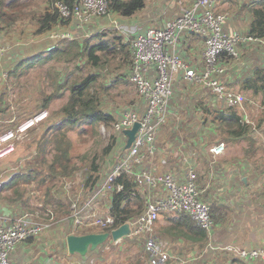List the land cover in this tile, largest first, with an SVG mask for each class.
Returning <instances> with one entry per match:
<instances>
[{
	"label": "trees",
	"instance_id": "1",
	"mask_svg": "<svg viewBox=\"0 0 264 264\" xmlns=\"http://www.w3.org/2000/svg\"><path fill=\"white\" fill-rule=\"evenodd\" d=\"M57 1L65 5L69 10H72L76 3V0H37V2H33L32 0H0V30H8L13 28L19 21L29 20L35 21L37 24L35 34L41 36L55 26L67 25L70 23L71 18H62L61 14L54 7ZM147 1L108 0L109 12L120 17H130L142 11L147 5ZM28 4L35 5L36 7L32 6V8H27ZM40 5L41 8H39ZM234 7L236 9L232 8L231 10L235 11L236 14L240 13V10L250 14L251 22L244 35L264 39V0H244L241 4V8L243 9H239L237 6ZM86 33H89L88 37L79 34L75 39L65 43L52 41L57 43H54L44 51L29 55L28 60L30 59L32 62L26 64L19 62L21 64L18 63L12 72L9 73V76L18 79L23 72L28 73L34 69L36 64H38L37 67L44 68L49 61L67 62L71 66H65L62 73H58L57 71L53 72L50 67L46 66L47 68L44 71L45 77L48 79V85L53 90L42 97L37 113L48 108L51 101L62 98L66 91H68V98L57 110L48 113L47 118L43 122L44 131L32 135L33 142L35 143V162H30V167L27 170H24L26 168L20 169L18 172L16 171L12 174L7 181L0 183V197L6 198L11 203H18L20 210L23 212L27 209L28 198L25 199L27 190L25 191V188L22 189V187H26L27 189V187L34 185L32 183L33 181H36L37 187L39 188L41 187L38 183L39 181L42 182L46 178H54L60 182L59 187H57L59 183L44 186L43 200L47 207V212L58 213L60 216L69 213V204L67 205L66 198H63L66 192L62 187L63 181H70L73 175L81 169L83 170L81 188H93L101 180V165L106 157L110 156L115 147V137L113 135L109 139H106L102 138L99 132L101 125L111 129L116 122L114 113L110 109L103 108L105 104L103 95L110 87H115L122 82H129V70L132 63L131 48L117 32H111L105 35L100 32V28L96 24H93L92 29L87 28ZM190 34L195 36L193 38L198 42H202L203 45V40L199 35ZM237 60L236 58L223 54L220 56L219 62L229 68V65ZM84 68L87 69L86 73H83ZM107 73H110L113 77L110 83L105 84L104 81L106 80ZM222 83L226 86L224 82ZM240 89L249 92L251 99L259 98L260 106L264 109V68H257L251 75L244 78L241 81ZM3 91L5 92L0 96V114L6 115L8 114L9 105L5 100L7 93L9 94L10 91L9 85L6 82ZM41 94H43V90ZM190 96L188 94L182 98H187L191 102ZM182 98L181 101L187 102ZM204 100L208 102L206 104L208 107L215 105L213 101L217 102L220 106L214 109L204 108V112L202 111L204 118H202L201 125L203 127L210 126L208 128L209 132L217 138L216 141L214 140L215 144L220 143V141L234 143L240 140L254 138L249 146L253 147L255 145L257 138L251 137L253 133L252 125L242 123V117L238 111L227 107L224 101L218 100L217 96L210 92V89H207V92H202L201 98L197 100L196 107L199 106L198 108H200L202 104H205ZM173 101L175 104L176 99ZM244 103L245 101L243 105ZM32 112V110H29L28 116L26 117L30 118L37 114L36 112ZM6 120H0L5 123L0 122V132L11 127L14 128L21 122L18 121L15 124L13 122H6ZM261 120L263 118L258 120L257 124ZM63 129L76 131L82 142H88L91 139L93 150L99 148L102 142L103 145L95 150L92 156L85 154L83 156V164L79 166L68 155L71 145L67 139L64 142L63 137L60 138V142L62 144L65 143L66 147L57 148V155L48 159L46 155L49 152V143L53 142V146L55 147L58 138L61 135H65ZM200 138L202 142L197 140L194 143L195 147H193V150L187 152V154L181 152L178 155V159L186 165V168H194L197 171L203 170V167L193 159L197 157L198 162L205 165L207 158L204 156V148L210 144L208 139L205 138L204 133H202ZM175 139L178 140V137ZM203 139L207 141H203ZM182 150L184 151V149ZM251 151L252 149L246 150L247 153ZM203 159L206 160L205 163ZM210 167H215L218 171L221 169V163H213ZM38 176L42 178L37 180ZM116 185L121 186V189L117 190ZM3 191H10L11 195L5 194L2 196L1 193ZM207 197L208 193L206 192L202 198L207 200ZM143 203L142 195L138 192V185L134 178L126 175L116 178L113 189L110 192L109 206L110 214L115 219V226L122 225L135 218L142 211ZM54 207H57L58 210L53 209ZM220 211V206L216 203L212 204L211 215L215 222L221 217ZM169 220L170 224L161 228V232L164 235H171L173 239H189L198 245V249L203 248L208 238L207 233L188 215L176 213L175 217H171ZM85 233L94 232L78 231L75 234ZM34 238L29 237L24 241L32 242ZM52 244L56 246L57 243L54 241ZM102 245L94 252H100L99 249ZM202 256L204 255L200 257ZM135 261L134 264H145L143 259L140 260L138 258ZM229 264L248 263L230 257Z\"/></svg>",
	"mask_w": 264,
	"mask_h": 264
},
{
	"label": "built area",
	"instance_id": "2",
	"mask_svg": "<svg viewBox=\"0 0 264 264\" xmlns=\"http://www.w3.org/2000/svg\"><path fill=\"white\" fill-rule=\"evenodd\" d=\"M189 6L178 16L169 20L163 27L150 26L142 32H135L130 38L123 37L127 34L124 26L114 24L119 35L129 44L132 52V63L129 70V81L134 85L136 93L146 103V110L142 117L134 112H125L124 116L116 121L111 129L105 127L109 137L113 134H121L138 123L139 129L129 149L124 152L109 168L104 183L92 196L85 198L80 207V196H73L71 217L73 225L70 234H75L78 228L85 223L86 227L100 226L107 228L112 226L113 218L110 216L97 217L94 202L97 196L102 197L105 192L113 189L116 178L122 175L133 176L136 182L144 181L146 185L154 189H163L162 195L153 200L146 201L145 209L134 219L127 221L131 229L130 236L143 240L141 257L147 264H166L171 260V255L163 247L161 238L156 234L155 223L162 212L184 213L196 224L207 232H211L214 222L211 215L210 204L202 198L204 188L197 186V173L194 168H187L184 181H180L173 173L154 174L151 171L137 172L136 168L146 156H153L156 150V139L161 127L165 123L168 106L173 96L174 80L177 74L183 73L186 82L201 85L203 88L212 89L218 100L224 101L226 106L238 111L242 117L241 122L247 123L243 116L244 98L241 93L227 89L221 83L220 77L226 72V66L219 62L221 55L239 59L241 49L248 43H257L264 47V39L226 31L227 16L214 11L216 0H189ZM55 9L62 18H71V26L84 33V27L95 17L109 13L108 0H76L72 10L57 1ZM114 31V30H113ZM185 33L199 35L203 40L202 63L200 71L192 68L180 57L176 46L180 36ZM88 37V34H83ZM52 37L71 41L68 32L52 35ZM62 41L63 40H52ZM5 46H0V53ZM205 84V86L203 85ZM46 111H40L35 116L25 118L11 130L0 132V159L7 156L14 149V141L22 137L30 128L47 118ZM144 151V153H143ZM224 144H214L209 148L213 157L223 154ZM112 154L109 156L111 157ZM106 164L109 161L105 162ZM101 165V174L106 165ZM120 190L121 186L116 185ZM63 189L68 192L69 186L64 182ZM82 189V188H81ZM37 191V190H36ZM204 191V192H203ZM203 192V193H202ZM34 195V192L31 193ZM110 194H108V198ZM42 194L36 203L37 209L43 207ZM48 214V216H47ZM55 213L46 212L45 221L38 222L32 214L17 216L0 214V264H11V253L15 245L29 237H37L42 232L50 230ZM65 219V218H64ZM48 220V223H47ZM70 222V220H62ZM71 223V222H70ZM119 241H111L117 244ZM107 243V242H106ZM109 243V242H108ZM208 244H206L207 246ZM212 249L216 247L211 246ZM217 250L238 256L243 262H258L264 264V246L251 248H239L231 244L220 246ZM205 252V250H204ZM202 254H199L201 256Z\"/></svg>",
	"mask_w": 264,
	"mask_h": 264
},
{
	"label": "crops",
	"instance_id": "3",
	"mask_svg": "<svg viewBox=\"0 0 264 264\" xmlns=\"http://www.w3.org/2000/svg\"><path fill=\"white\" fill-rule=\"evenodd\" d=\"M243 2L244 0H217L214 3L217 5L216 6L214 5V6H215V10L218 12V11H224V9H222L221 7L222 4H227L229 6L226 9L230 11L232 9V6H237L239 9H243L241 8V4ZM31 4H28L27 8H30L32 6L36 7L35 5H31ZM189 4H190L189 0H151L150 4L146 6L142 11L136 14H133L130 17H121V18L136 20L141 25V28H140L141 30L137 32H142L150 26L163 27L169 20L180 15L184 11V9L189 6ZM39 8H41V5L39 6ZM240 13H237V14L233 13L230 17L231 19H229V22L233 23L238 18L242 19L243 21L247 20L246 25H244L243 32L239 31L245 34L251 22L250 14L246 13V11H241V10H240ZM134 16H138V17L133 18ZM237 16L239 17L235 18ZM118 17L119 15H116L113 20L116 21ZM95 22L97 24L99 23L102 24L101 21H99V19L95 20ZM116 23H113V24H116ZM19 24L22 27H24V29L21 32L16 33V27ZM36 27H37V24L35 23V21L23 20V21H19L18 23H16V25L13 28H10L8 30H0V46L6 47V49H4V52L0 54V67L1 65H3L4 68L7 69L8 76H9V73L12 72V70L14 69L13 67L20 62V57L26 55L25 53H27L28 55L30 54L32 55V54L37 53L41 49L46 50L47 32L41 36H37L35 34ZM225 27H226V31H230L229 29H227V21H226ZM53 28H51V30ZM193 37L195 36L191 35L190 33H185L182 36H180L177 46H176V50L178 54L180 55V57L185 59L187 64H189L192 68H195L197 71H200L202 67L201 65L199 66L197 63H199V55L202 52L203 45H202V42L196 41ZM41 51H44V50H41ZM240 55L242 56L241 60L238 59V61L229 65V68H227L223 76L220 77L221 78L220 81L224 82L228 88L237 89L236 92H240V93L245 92V93L250 94L249 92L241 90L240 84H241V81L244 78L251 75L255 69L264 68V47H262V45L257 44V43H248L241 49ZM177 79H180L183 83L194 84L192 82H186L183 79V73L177 74L175 81H177ZM3 80L1 81L0 79V96L4 92L3 90L5 86V79ZM188 94L191 95L190 96L191 102L194 100H196V102L193 104L190 102L191 104L189 107L187 106L188 102H185L184 105L181 102H176V103H181L182 105V114H181L180 120L176 122L177 123L176 126H178V131L176 130H171V132L165 131L163 135L161 136V138H159L160 137V131H159L156 142H155L156 150L154 152V155L146 156L143 159L142 163L136 168L137 172L151 171L154 174H160V175L164 174L165 172H171L180 181H184L185 172L187 168H186V165L180 159H178V155L181 152H185L187 154V152L193 150V147H195L194 143H196L197 140L202 142L200 140L202 133H204L205 138L207 139L212 136V134L208 130L210 126L201 127V129H199V132L197 131L199 125L201 126L202 118H204V113L202 117L199 114V110L202 109L201 110V113H202V111L204 112V108L214 109L216 107H220L215 101H213L215 105H212V107H208L206 105L208 104L206 100H204L205 104H202L200 108H198L199 106L196 107L197 100H199L202 96V92L197 90L196 87H190V88H186V90H183L182 92L183 96H186ZM176 106H178V104ZM184 107L187 108V110H183ZM119 110L120 109H117L116 114H114L116 121L121 119L124 116L125 112H129V111L136 113L139 117H142L146 110V103L139 98L135 103H133L131 107L124 108L120 111ZM111 111L113 113L115 112L113 109ZM0 116H3V115L0 114ZM243 116L249 119L246 110H244ZM0 120H1V117H0ZM7 121L14 122L12 121V118H8L6 122ZM194 122H196V124H194ZM113 137H115V147L113 148V151L111 154L113 157L112 161L114 162L129 148L128 149L125 148L127 138L123 134V131L121 134H113ZM176 137H178V140L175 139ZM185 141L187 145L186 144L184 145ZM182 149H184V151ZM204 156L207 158V162L205 159H203L204 163L206 162L205 165H203L202 163H199L197 157H195L193 160L197 162V164H200L203 168L207 170L208 172L206 175L207 177L210 174L214 176L213 179H211L212 176L210 178L211 184L207 190L208 197L206 201L210 204L211 207H212V204H215V203L218 206H220L221 217L217 222H215L212 216L214 227L211 232L206 231L208 238L203 248L199 252V254L204 255L202 256L203 258H200V257L187 258L189 256L185 255V253L182 251L181 246L177 248L178 253L177 252L174 253L173 250L175 249H173L174 248L173 244L175 245L183 244V247L187 246L191 248H195V247L197 248L198 245L189 239L187 240L183 238L173 239L171 235L169 236L167 234L164 235V233L161 232V228L169 225L170 224L169 219L171 217H175L176 213H173V212L160 213L158 220L155 223V231H156V234L161 238V240L165 244L164 246L165 250L166 248H168L167 251L171 255V260L169 261L170 264H205V263L221 264L220 262L215 263L217 261H215L214 258H216L218 253L225 256V261L222 262L223 264H229L230 257L240 259L236 255H232V254L227 255L226 252L216 249L217 247L227 245V244H224L226 242H224L222 239L217 240L218 235L220 234L222 235L221 231H224L223 233H227L228 235L231 236V239H232L231 245L235 247H239V248L240 246L244 245V244H241L242 236H240L239 234L241 233V228H240L241 225L239 224L242 221L243 214H246V213L252 214L250 212H245L244 210H248L249 208H252L253 206H255L256 202H260L264 200V195H262L261 198L251 196L252 194L250 192V187L248 186V184H244L241 187H238L240 185L234 182L233 175L237 177L241 175H245V174H242L243 169H246L247 166H249V164H246V166L244 164L243 168H234L224 163L225 165H221V169L217 171L215 167L214 168L210 167L213 161L209 153V147H208V152L206 150V147L204 148ZM9 177L10 176L4 177L0 183L7 181ZM129 177L133 178V176H129ZM203 179L206 181L205 177H203ZM102 180H103V176L101 177V180L98 182L96 186H94L91 189H85L86 190V194L84 195L85 198H87L88 196H92V194L97 189L100 188V187L99 188L97 187L100 185ZM198 182L201 187L204 186L203 181L200 178ZM136 183L138 185V192L142 195V199L144 201L142 211H144L145 209L146 201L157 199L163 194L162 193L163 189L150 188L146 185L144 181L136 182ZM256 184H257L256 181H254V184H251V186H255ZM63 185L64 183L62 184V187ZM68 192H65V193H68ZM5 193L6 192L3 191L1 195H4ZM109 194H110V190H109ZM73 196L74 195L72 196L63 195V198H66V204L67 205L69 204L70 211L69 213L64 214L60 217L63 219L65 218L64 220H67V218H69L71 220V223L62 221V224L66 227V229H63V231L60 233V238L62 240L63 238H65L66 235L71 233V230L69 231L68 228L70 227L72 229V225H73V219L71 217V212H72L71 206L73 203V198H72ZM42 197H43V194H42ZM101 198L102 197L100 196L96 197V200L94 202V207H96V205L99 206V201L101 200ZM30 199L31 197L29 194V201ZM42 201L44 205V200L42 199ZM105 204L106 206L104 207V211H101L98 208L97 210H100V212L99 211L96 212L95 210L93 213L97 217H104L107 215L110 216L111 218H113V224L112 226H109L107 228H102L100 226H97L98 227V230L96 231L97 233H102V232L110 233L112 230L121 226V225H118V226L114 225L115 219L110 214V211H109L110 197L108 198V201H106ZM142 211L137 216H139L142 213ZM18 212H23L20 210V206L18 205V203H11L6 198L0 197V214L1 215L17 216ZM253 213L256 214V212H253ZM65 223H67V225H65ZM54 227H57V226H54ZM219 227H224L226 229L221 230ZM85 228L86 226H85V223L83 222V224L80 226V228H78V230L86 231ZM56 230L58 229L54 228L52 232H55V233H53V235H50L49 236L50 238L48 237V239L44 241L46 243V246L40 243L41 240H43L42 238H44V235L35 237L32 242H28V243L30 245L35 243L33 248H35V246L37 245H40L41 249L35 250V253L41 254L46 249L47 245H50L52 244V242L56 241L57 243L56 246H58V249H59L58 252L62 251V253L64 254L63 256L66 259V264H75V259H74L75 255H71L70 258L66 257V255H69V253L67 251L65 243L63 242L64 240L62 241L60 238H58L59 230L58 231ZM132 238L133 237H128V238L125 237L121 239L119 243L133 242L136 245L137 249L140 248L142 250L143 240L141 238L137 240L136 239L134 240V238L133 239ZM111 241L112 240H108L109 243ZM222 241L224 243H222ZM206 244L208 245L206 246ZM211 246L216 247V248L212 249ZM250 246L252 247V244H250ZM20 247H21L20 250H22L21 254L17 253V250L12 253V256H11L12 264H47V261H48L47 257H42V256L37 255L36 257L32 256V260H30V254L28 252V250L30 249L23 248L22 244L19 243V247H17V249H19ZM194 253H195L194 251L189 252V254H192V256L190 257H193ZM76 256H78L79 258L76 264H82V263L85 264V262H83V257H80L79 255H76ZM139 259L142 260L143 258L139 256ZM52 260L53 259H49V262H51ZM240 260L243 261L242 259ZM53 264H57V263H53ZM248 264H260V263L252 262Z\"/></svg>",
	"mask_w": 264,
	"mask_h": 264
},
{
	"label": "rangeland",
	"instance_id": "4",
	"mask_svg": "<svg viewBox=\"0 0 264 264\" xmlns=\"http://www.w3.org/2000/svg\"><path fill=\"white\" fill-rule=\"evenodd\" d=\"M32 1L37 2V0H32ZM150 1L151 0L147 1L146 6H148L150 4ZM216 5L217 4H215V6ZM215 6H214V11L217 12L215 10ZM228 6L229 5H227V4H222L221 7H222V9H224V11H218L219 13L225 14L224 16H227L226 17L227 18V29H229L230 31L233 30V32H237L238 34L239 33L243 34L241 32H243L244 25H246L247 20L243 21L242 19L238 18L233 23H230L229 19H231L230 17L233 13H235V11H232V10L228 11V9H226ZM217 7H219V6H217ZM232 8H235V7L232 6ZM115 16L116 15H114L113 13L107 12L106 15H104V16L93 18L84 27V33H82L81 30L74 31V29H77L76 25L71 26L70 24H67L65 26L59 25L57 27H54L55 29L53 28L50 32H47V49H48V47L52 46L54 43H57V42H52V40H63L64 43L69 42L66 39H60V38L52 37V35L60 34L62 32H68L69 34H71L72 37H77L79 34H81L82 36H83V34L89 35V33H86V29L87 28L92 29L93 24H97L95 22V20H98V19L102 23V24H100V23L97 24L100 28V32H102L105 35H108L111 32H117L115 29H112L113 25H114L113 23H116V22L118 25L124 26L125 29L127 30V34L123 36L126 38H130V35H133L135 32L141 30L140 29L141 25L136 20L121 18L119 16L117 18V20L115 21V20H113ZM137 17L138 16H134L133 18H137ZM19 25L16 27V33L21 32L24 29V27H22L21 25L19 26ZM234 30H236V31H234ZM239 31H241V32H239ZM92 42H94V40H92ZM41 50H45V49H41ZM41 50H39V51H41ZM0 54H2V53H0ZM25 54H26L25 56L20 57V62H22L24 64H26L28 62H32L30 59L28 60L29 55L27 53H25ZM238 58H239V60H241L242 56L239 54ZM201 63H202V53L199 55V63H197V64L200 66ZM19 64H21V63H19ZM37 66H38V64H36L34 66V69L30 70L28 73L23 72L18 77V79H16L15 77L8 76L7 69H5L3 65H1V67H0V79H1V81L3 79H5V82L8 83L9 88H10L9 94L7 93L6 100H5V102H7V104L9 105L8 111H7L8 114H6V115L1 114V115H3V116H0L2 121H3V119L12 118V121H14L13 123L16 124L18 121H21L24 118H27L26 116H28L27 114H28L29 110H32L33 111L32 113H35V112L37 113L38 112V106L40 104L42 97L46 96L47 93H49L53 90L51 88V86L48 85V83H47L48 79L45 77L44 71L46 70V68L50 67L53 72L57 71L58 73L59 72L62 73L65 66H70V64L67 62L49 61L48 64L45 65L44 68L37 67ZM86 72H87V69L84 68L83 73H86ZM112 77H113V75H111L110 73H107L106 74V80L104 81V83L105 84L110 83ZM175 79H176V77H175ZM173 83H174L173 96H172L170 104L168 106V110H167V114H166V121L160 129V137L159 138H161V136L163 135V133L165 131H168V132H171V130L178 131V126H176V124H177L176 122H178L180 120V117L182 114L181 103L183 105L185 103V102L181 101V98L183 97V95H182L183 90H186V88H190V87H196V89L199 90L200 92H207V89H208V88L201 87V85L183 83L180 79H177V81L174 80ZM203 85L205 86V84H203ZM230 89H232V88H230ZM42 90H43V94H41ZM232 90L236 91L237 89H232ZM1 92H2V90H1ZM210 92L212 94L216 95L212 89L210 90ZM238 93H240V92H238ZM241 95H243V98L245 101L244 108H245V110L248 114V117H249L247 123L252 125L253 133H252L251 137L257 138L255 141V145L253 147L249 146V145H251V141L253 142L252 139H254V138H251L250 140L244 139V140H240V141H237L234 143L222 141L225 145L224 152L220 156L212 157V161H213L212 164L213 163H217V164L221 163V165H225L224 163H226L230 167H234V168H243L244 164H245V166H246V164H249V166H247L246 169H243L242 174H245V175H241L238 177L233 175L234 176L233 177L234 182H236L240 185L238 187H241L244 184H248V186L250 187V192L252 194L251 196L261 198V196L264 195V112H263L264 110L260 106L259 98L252 100L250 98L249 94L245 93V92H242ZM67 98H68V91L65 92V95L62 98L55 99V100L51 101L49 103L48 108H46L43 111H46L47 113H49V112H52L53 110H57L62 104H64V102L67 100ZM103 98H104V103H105L103 108L104 109L107 108L110 110L113 109L115 111L114 114H116L117 109L122 110L124 108L131 107L133 105L132 103L133 102L135 103L140 97L136 93V89H135L134 85L131 84L129 81L128 83L122 82V83H119L118 85H116L115 87H110L104 93ZM175 99H176V102H181V103H178V106H176V104H174L173 100H175ZM182 99H184L185 101L188 102V105H187L188 107L190 106L191 103L193 104L196 102V100H194L190 103L187 100V98H182ZM183 110H187V108L184 107ZM201 110L202 109L199 110V114L203 117V113H201ZM261 118H263V120H261L260 123L257 124L258 120H260ZM43 122H44V120L42 122L38 123L37 125L33 126L32 128H30L22 137L15 140L13 151L11 153H9L7 156H5L4 158L0 159V182L4 177L11 176L16 171L18 172L20 169L26 168L24 170H27L30 167L29 163L35 162V158H36V156L34 157V155H35V147H34L35 143L33 142L32 135L35 133H42L44 131ZM172 122H173V124H172ZM1 123H3V122H1ZM3 124H5V123H3ZM194 124H196V122H194ZM201 127H203V125H201V126L199 125V127L197 129L198 132H199V129H201ZM11 130H15V129H13L11 127ZM63 132H65V135H61L58 138L57 145L55 147L53 146V144H54L53 142L49 143L50 144L49 152L46 155V157L48 159H51L52 157H55V155H57L56 154L57 148H65L66 147L65 143L62 144L60 142V138H63V137H64V142H66V139H67L71 145L68 155L76 163H78L79 166H81V164H83V160H84L83 156L85 154L92 156L94 151L99 149L103 145V142H102V144L99 148L93 150V145H91L92 144L91 139L88 142H82L80 140V137L77 135L76 131H73L70 129L69 130L63 129ZM99 132H100L102 138H105L108 135V132H107L105 127H100ZM48 135H50V134H48ZM159 138H158V140H159ZM214 140L215 141L217 140V138L214 136H211L210 138H208V141L210 142V144L206 146L207 152H208V147L210 148L212 145L215 144ZM203 141H207V140L203 139ZM185 144H186V141H185L184 145ZM247 149H252V151L250 153H247L246 152ZM112 159H113L112 156L106 157L104 163L107 161H109V163L104 164V165H106V168L103 169V173H102L103 180L101 181L100 185L97 188H99L103 184L104 180L106 179V176L109 172V168L113 164V162L111 161ZM82 172H83V170L79 169L73 175L72 179L70 181H67V185L69 186L70 191L68 193H65V196H72V195L77 196V195H79L80 200L85 199L84 195L86 194V190L84 189V187H82V189H81V184L83 181ZM207 173L208 172L205 168H203V170H198V173H197V180H196L197 186L199 188H204V191H205V192L203 191L204 193L202 192L203 193L202 196L207 192V190L211 184V181H210L211 176H212L211 179L214 178V176L212 174H210L207 177L206 176ZM203 177L206 178V181L203 179ZM40 178H42V177L38 176L37 180H39ZM199 178L203 181V185H204L203 187H201L199 185V182H198ZM254 181H256L257 184L255 186H251V184H254ZM63 182H65V181H63ZM32 183H34V185L27 187V189H26V187H22V189L25 188V191L27 190V193L25 194L26 195L25 199L28 198V203H27L26 211L18 212V216L28 213V214H32L36 221L44 222L45 221L44 219L46 218L45 213L47 212V207L44 203V205L41 209H37L36 203L38 202V197L40 196V194H43L45 185H51L52 183H55V184L59 183L57 186V187H59L60 182H58V180L54 179V178H46L42 182L41 181L38 182L39 185L41 186L39 188L37 187L36 181H33ZM32 192H34V195L31 194ZM28 193L30 194V197H31L30 201H29ZM5 194L11 195V192L7 191ZM108 194H109V191L105 192L103 194L101 200L99 201V206L96 205V207H95L96 212H98V211L100 212V210L104 211V207L106 206L105 203H106V201H108ZM4 195H2V196H4ZM79 206L82 207L83 202H80ZM22 208H24V207L22 206ZM98 208L100 210H97ZM53 209L58 210L57 207H54ZM244 211L250 212L252 214H247V213L243 214L242 221L239 224V225H241L240 226L241 233H239L240 236H242L241 244H244L240 247L251 248L250 244H252V247L264 246V200L260 201V202H256L255 206H253L252 208H249L248 210H244ZM253 212H256V214H254ZM55 214L56 215L53 216V224H54V226H57V227L53 226L50 230L44 231L40 234V235H44V238H42L43 240H41V242H40V243H42V245L46 246V243L44 241L47 240L50 235H53V233H55V232H52V230H54V228H57L59 230L58 238H60V233L63 231V229H66V227L62 224V220H64V219L61 218L60 215H58L57 213H55ZM47 216H48V214H47ZM67 220H70V219L67 218ZM47 223H48V220H47ZM67 223H69V222H67ZM67 223H65V225H67ZM219 228L221 230L226 229L224 227H219ZM85 229L87 232H95L98 230V227L94 225V226L86 227ZM58 230H56V231H58ZM77 231H79V230H77ZM223 232L224 231H221L222 235L221 234L218 235L217 240L222 239L224 242H226V243H224L222 241V243L232 244L231 236L228 235L227 233H223ZM40 235H38V236H40ZM54 235H56V234H54ZM63 240H64V238H63ZM248 242H250V243H248ZM21 244H22L23 248L30 249V250H28V252L30 254V260H32V256L36 257L38 255V256H42V257H47V260H48L47 264H51V263L52 264L53 263L66 264V259L63 256L64 254L62 253V251L58 252L59 251L58 246H55L53 244L47 245L46 249L41 254L40 253L36 254L35 250L41 249L40 245H37V246H35V248H33L35 243L30 245L28 242L24 241ZM162 244L164 247L165 244L163 242H162ZM173 246H174L173 249H175V250H173L174 253H176L178 251L177 248H179L181 246L182 251L185 253V255L189 256L187 258L200 257L199 252L201 249H198L196 247L194 249L191 247H187V246L183 247V244H177V245L173 244ZM17 247H19V244L15 245L12 253L17 250V253L21 254L22 253V250H20L21 247L19 249H17ZM167 249L168 248H166V250ZM99 250H100V252H97V253H95V252L87 253V255L85 257H83V262H85V264H134L136 262L135 261L136 258L138 259L139 256L141 255V249L140 248L137 249L136 245L133 242H129V243L128 242H122V243H117V244H110L108 242L107 243L105 242V244L102 245ZM191 251L195 252L193 254V257H190V256H192V254H189V252H191ZM12 253H11V256H12ZM70 256L71 255H66V257H68V258H70ZM26 257H28V256H26ZM200 258H203V257H200ZM49 259H53V260L51 262H49ZM74 259H75V264H76L78 262L79 258H78V256L75 255ZM214 259H215V261H217L215 263L220 262L221 264H223L222 262L225 261V256L218 253L216 258H214ZM169 261L166 264H170ZM11 264H12V260H11ZM205 264H209V263H205Z\"/></svg>",
	"mask_w": 264,
	"mask_h": 264
},
{
	"label": "water",
	"instance_id": "5",
	"mask_svg": "<svg viewBox=\"0 0 264 264\" xmlns=\"http://www.w3.org/2000/svg\"><path fill=\"white\" fill-rule=\"evenodd\" d=\"M139 124L135 123L130 129L123 130V134L126 139L125 148L128 149L135 139V135L139 129ZM131 229L128 223H124L118 228L112 230L110 233H85L80 235L69 234L64 238V243L69 254H77L80 257H85L87 253L94 252L97 248L107 242L112 240L114 242L119 241L125 237L130 236Z\"/></svg>",
	"mask_w": 264,
	"mask_h": 264
},
{
	"label": "clouds",
	"instance_id": "6",
	"mask_svg": "<svg viewBox=\"0 0 264 264\" xmlns=\"http://www.w3.org/2000/svg\"><path fill=\"white\" fill-rule=\"evenodd\" d=\"M185 9H186V8H185ZM185 9H184V10H185ZM61 42H62V41H61ZM226 69H227V67H226ZM221 83H222V82H221ZM226 87H227V86H226ZM227 89L231 90V89L228 88V87H227ZM232 91H234V90H232ZM234 92H236V91H234ZM220 143H223V142H220ZM220 143H218V144H220ZM223 144H224V143H223ZM224 149H225V145H224ZM223 152H224V151H223ZM220 155H222V154H220ZM220 155H219V156H220ZM212 157H213V156H212ZM82 193H83V192H82ZM74 196H75V195H74ZM88 197H89V196H88ZM88 197H87V198H88ZM72 198H73V197H72ZM84 198H85V196H84ZM87 198H86V199H87ZM82 201H83V200H80V202H82ZM94 208H95V207H94ZM75 235H80V234H75ZM107 242H108V241H107ZM68 253H69V252H68ZM69 255H71V254H69Z\"/></svg>",
	"mask_w": 264,
	"mask_h": 264
}]
</instances>
